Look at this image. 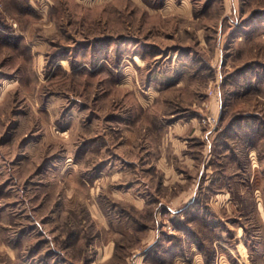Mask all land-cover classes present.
Segmentation results:
<instances>
[{"label":"rangeland","instance_id":"1","mask_svg":"<svg viewBox=\"0 0 264 264\" xmlns=\"http://www.w3.org/2000/svg\"><path fill=\"white\" fill-rule=\"evenodd\" d=\"M0 264H264V0H0Z\"/></svg>","mask_w":264,"mask_h":264},{"label":"bare ground","instance_id":"2","mask_svg":"<svg viewBox=\"0 0 264 264\" xmlns=\"http://www.w3.org/2000/svg\"><path fill=\"white\" fill-rule=\"evenodd\" d=\"M134 61L137 65H140L141 61L138 57H134Z\"/></svg>","mask_w":264,"mask_h":264},{"label":"built area","instance_id":"3","mask_svg":"<svg viewBox=\"0 0 264 264\" xmlns=\"http://www.w3.org/2000/svg\"><path fill=\"white\" fill-rule=\"evenodd\" d=\"M211 120L212 121H215V119L214 118H211V117L210 118H207V120H204V121L210 122Z\"/></svg>","mask_w":264,"mask_h":264}]
</instances>
